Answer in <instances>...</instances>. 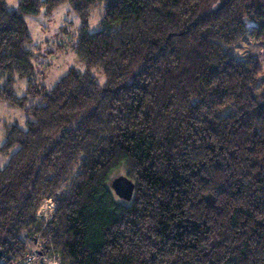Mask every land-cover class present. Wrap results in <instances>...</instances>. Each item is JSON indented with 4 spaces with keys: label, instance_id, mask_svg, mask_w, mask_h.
Listing matches in <instances>:
<instances>
[{
    "label": "trees",
    "instance_id": "trees-1",
    "mask_svg": "<svg viewBox=\"0 0 264 264\" xmlns=\"http://www.w3.org/2000/svg\"><path fill=\"white\" fill-rule=\"evenodd\" d=\"M16 1L0 0V101L27 119L0 141V264L38 238L61 264H264V72L233 50L264 42V0ZM64 3L84 71L32 84L24 18ZM78 163L42 228L38 208ZM117 171L130 201L110 188Z\"/></svg>",
    "mask_w": 264,
    "mask_h": 264
},
{
    "label": "rangeland",
    "instance_id": "rangeland-1",
    "mask_svg": "<svg viewBox=\"0 0 264 264\" xmlns=\"http://www.w3.org/2000/svg\"><path fill=\"white\" fill-rule=\"evenodd\" d=\"M16 4V0H7L8 8H14ZM102 16L103 4H100L90 14L89 32L99 31L102 28ZM24 19L31 37L28 48L33 51L32 63L35 66V74L31 79L32 84H40L49 88L71 68L79 72L84 71V64L77 59L70 48L73 36L80 27V20L68 3L60 5L49 16L41 12L37 16H26ZM252 40L250 38L244 44L234 46V53L239 59L252 58L264 72V42L257 43L252 42ZM95 76L98 82L103 78L100 73H95ZM29 83L27 78L17 79L14 84L15 94L18 96L25 95ZM26 119L27 117L20 108L10 107L5 102L0 101V141L4 136L5 125L25 128ZM78 166L79 163L73 167L70 177L54 196L56 204L67 194L72 179L78 172ZM119 175H124V172H115L113 178ZM30 247L34 249L35 245L32 243Z\"/></svg>",
    "mask_w": 264,
    "mask_h": 264
},
{
    "label": "built area",
    "instance_id": "built-area-1",
    "mask_svg": "<svg viewBox=\"0 0 264 264\" xmlns=\"http://www.w3.org/2000/svg\"><path fill=\"white\" fill-rule=\"evenodd\" d=\"M56 207L57 204L54 197L44 200L36 212L35 221L40 223L42 228H44L53 220ZM39 239L33 242L35 248L32 249L30 247L24 259L12 261L8 264H61L60 255L52 248L46 251L43 246V240L40 242L41 239Z\"/></svg>",
    "mask_w": 264,
    "mask_h": 264
},
{
    "label": "water",
    "instance_id": "water-1",
    "mask_svg": "<svg viewBox=\"0 0 264 264\" xmlns=\"http://www.w3.org/2000/svg\"><path fill=\"white\" fill-rule=\"evenodd\" d=\"M110 188L117 198L130 201L134 191V184L125 175H119L111 180Z\"/></svg>",
    "mask_w": 264,
    "mask_h": 264
}]
</instances>
